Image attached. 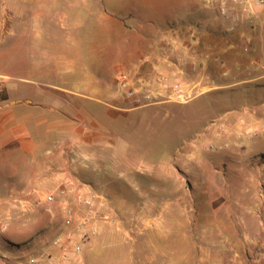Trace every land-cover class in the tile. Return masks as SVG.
Masks as SVG:
<instances>
[{"label":"rangeland","instance_id":"rangeland-1","mask_svg":"<svg viewBox=\"0 0 264 264\" xmlns=\"http://www.w3.org/2000/svg\"><path fill=\"white\" fill-rule=\"evenodd\" d=\"M17 1L0 7V73L15 85L16 108L50 102L53 77L35 69L44 55L51 68L75 60L67 80L98 79L92 67L104 63L115 91L123 77L138 94H161L145 106L117 94L112 124L100 104L70 98L86 116L80 126L98 133L99 161L111 172L101 171L103 182L79 180L103 195L107 218L67 264H264V68L252 65L258 37L237 28L240 9L233 19L207 0ZM173 83L190 97H169ZM0 87L8 92L2 78ZM46 127L31 133L38 146L57 136ZM1 168L7 176L16 167ZM42 210L0 217L4 264L47 250L61 226Z\"/></svg>","mask_w":264,"mask_h":264},{"label":"crops","instance_id":"crops-1","mask_svg":"<svg viewBox=\"0 0 264 264\" xmlns=\"http://www.w3.org/2000/svg\"><path fill=\"white\" fill-rule=\"evenodd\" d=\"M54 0H18L17 5H52ZM72 4L73 0H68ZM99 1L101 3H99ZM81 3H88V0H80ZM97 4H104L102 0H96ZM80 3V4H81ZM7 6L8 0H0V7ZM0 9V21L2 18ZM256 14L249 19H241L237 28L244 31V35L251 37L257 35L256 39L251 38V55L257 57L252 65L264 68V6L255 7ZM53 57L44 55L43 63H38L35 68L38 72H43L53 77L47 82L46 97L50 102H38L31 109L16 108L18 100L11 99L15 85L7 81V76L0 73V78L4 79L8 89V100L0 102V167L3 171H11L9 175L0 176V217L11 216L19 213L20 205H12L8 198L16 193H23L32 190L37 193L66 191L74 193V189L67 185L69 180L97 181L103 182L101 171L111 168L103 160L99 161L101 153L98 148V133L87 132L78 123V117L86 118L78 106L73 105L70 98H83L96 102L99 105L103 116L112 124L118 118L120 98L118 97L114 83L110 80L111 67L104 63L92 67V71L99 77L75 76L66 79L64 73H71L74 70L75 60L66 61L64 65H57L54 68L44 64L52 60ZM95 68V69H94ZM114 71V67H112ZM102 72H104L102 74ZM113 73V72H112ZM264 74L259 75L258 77ZM59 76V80L54 79ZM43 110V114L36 113V108ZM72 108L77 113H72ZM42 121L47 124L49 131H55V139L43 146H38L31 137V133L36 131ZM109 123V127H110ZM108 127V128H109ZM110 134L111 130H106ZM107 148H104L106 150ZM17 157V161H10V157ZM4 167V168H3ZM50 217L58 221L61 226L59 212L54 205H47ZM40 208V211H43ZM23 212V211H22ZM25 212V211H24ZM37 215H42L38 212ZM0 264H4L0 260Z\"/></svg>","mask_w":264,"mask_h":264},{"label":"built area","instance_id":"built-area-1","mask_svg":"<svg viewBox=\"0 0 264 264\" xmlns=\"http://www.w3.org/2000/svg\"><path fill=\"white\" fill-rule=\"evenodd\" d=\"M217 5L216 10L221 17H233L232 9H240V18L249 19L256 14L255 7L264 6V0H207ZM163 86L167 85V77L162 78ZM116 92L119 96L126 98L135 106L151 105L158 102L161 94L154 91H146L138 94L134 88L123 77L115 82ZM180 100L190 97L180 87L179 83L172 84L171 95ZM67 185L74 189V193L62 191L61 193L47 192L37 193L32 190L13 194L8 198L12 205H20L22 211L46 208L54 205L58 212L61 227L50 239L47 250L37 253L22 251L19 264H67L71 259L80 254L91 237L98 232L99 219L107 216L101 215L99 209L106 206L105 198L98 193L90 184L81 183L78 180H69ZM7 229L6 222H0V240ZM4 257V255H1Z\"/></svg>","mask_w":264,"mask_h":264},{"label":"trees","instance_id":"trees-1","mask_svg":"<svg viewBox=\"0 0 264 264\" xmlns=\"http://www.w3.org/2000/svg\"><path fill=\"white\" fill-rule=\"evenodd\" d=\"M8 100V92L5 87H0V102Z\"/></svg>","mask_w":264,"mask_h":264}]
</instances>
